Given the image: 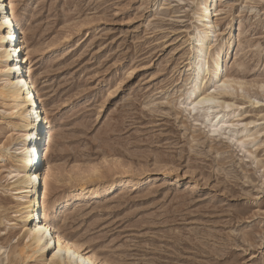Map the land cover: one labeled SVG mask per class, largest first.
Masks as SVG:
<instances>
[{
  "label": "rangeland",
  "instance_id": "obj_1",
  "mask_svg": "<svg viewBox=\"0 0 264 264\" xmlns=\"http://www.w3.org/2000/svg\"><path fill=\"white\" fill-rule=\"evenodd\" d=\"M200 1L15 0L54 132L49 206L101 192L53 222L99 260L264 264V0H216L209 64L229 41L224 72L237 81L216 95L231 105L216 110L218 132L186 100ZM5 113L0 99V145ZM11 164L0 159V264H48L57 247L23 262L12 252L25 229Z\"/></svg>",
  "mask_w": 264,
  "mask_h": 264
},
{
  "label": "bare ground",
  "instance_id": "obj_2",
  "mask_svg": "<svg viewBox=\"0 0 264 264\" xmlns=\"http://www.w3.org/2000/svg\"><path fill=\"white\" fill-rule=\"evenodd\" d=\"M198 3L194 14L197 25L188 42L192 46L187 57L192 73L186 100L193 110H203L205 122L211 130L218 132L227 124L224 119L227 113H220L231 105L220 102L216 95L235 88L237 81L224 72L229 41L218 46L211 57V65L208 59L211 53L208 54V42L216 31L215 12L224 8L217 10L216 0ZM15 11V0H0V99L6 105L5 114L10 119L8 126L12 128L9 142L0 145V159L12 162L6 176L11 185L8 190H13L12 194L21 200L15 212L25 229L12 252L23 262L36 255L49 256V251L57 247L48 264H110L63 235L53 222L58 214L70 207L75 197L89 199L101 192L83 189L84 192L78 195L73 193L69 201H55L49 206V178L53 171L50 165L45 167V161L53 140L52 120L29 75L32 49L22 36V26ZM200 83H203L201 87ZM116 86L120 88V83ZM202 89L205 91L200 92ZM193 95H196L195 99H192ZM218 108L222 110L216 111ZM233 125L228 126L232 133L236 129L231 127Z\"/></svg>",
  "mask_w": 264,
  "mask_h": 264
}]
</instances>
